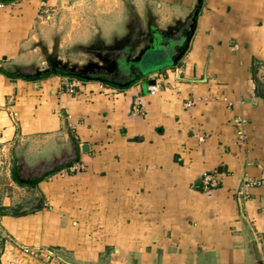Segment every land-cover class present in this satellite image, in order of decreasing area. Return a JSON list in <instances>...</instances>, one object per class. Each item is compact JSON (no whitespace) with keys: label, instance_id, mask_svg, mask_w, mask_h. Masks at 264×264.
<instances>
[{"label":"crops","instance_id":"1","mask_svg":"<svg viewBox=\"0 0 264 264\" xmlns=\"http://www.w3.org/2000/svg\"><path fill=\"white\" fill-rule=\"evenodd\" d=\"M0 3V264H264V0ZM153 34L131 79L36 70Z\"/></svg>","mask_w":264,"mask_h":264},{"label":"water","instance_id":"2","mask_svg":"<svg viewBox=\"0 0 264 264\" xmlns=\"http://www.w3.org/2000/svg\"><path fill=\"white\" fill-rule=\"evenodd\" d=\"M150 41L148 42L147 45L143 46L139 52L137 53V55L135 57H131L132 52L135 50V48L141 44L145 38L142 37H137L134 39L131 38H124V42L121 43L119 46H112L110 48H107V50H105V53H102V51L98 54V58L100 59V63H88L86 66H84L83 68H81V70H78V68L76 66H72L68 71L69 72H73V71H79V72H83L85 73L86 71H90V72H94V70H107L108 72H112L114 70V68L118 67V66H128L131 63H135V64H142L143 60H145V58L152 52L155 50L157 44H158V38L156 37L155 34H153L152 36H150ZM122 49L124 50V56L123 54H120V56H116V58L114 59H110V54L114 51H121ZM44 52V51H43ZM47 62L49 63V67L51 70L56 71V67H60V68H66L67 67V62H61L60 59L57 58V53H56V48H53V50L51 52H44L43 53ZM145 68V72L148 70V68ZM50 69H43L42 71H38L39 73H46L48 72ZM84 149L86 147H83ZM248 231V230H247ZM248 235L251 239V243L253 246V250L257 259V262L259 264H263L259 254H258V250H257V245L256 242L253 240L252 235L250 233V231H248Z\"/></svg>","mask_w":264,"mask_h":264},{"label":"rangeland","instance_id":"3","mask_svg":"<svg viewBox=\"0 0 264 264\" xmlns=\"http://www.w3.org/2000/svg\"><path fill=\"white\" fill-rule=\"evenodd\" d=\"M5 5V4H4ZM53 12V9L50 7V6H47L46 4L45 5H42L39 9V12L38 14L43 16L44 18H48L51 13ZM48 15V16H47ZM45 19V20H46ZM136 23H138L136 21ZM125 40V39H124ZM124 40L121 42L123 43ZM119 43V44H121ZM118 43L117 44H102V43H98L96 45H92V48H87V49H81L83 55H86L88 56L87 57V60L86 62L84 61L83 63H76V65H78L77 67L79 68H83L84 66H86L88 63H100V59L98 58V54L102 51V53H105L107 50V48H110L113 46H118L119 45ZM49 47V46H48ZM40 53L38 54V56H40V62L38 63V66H36V70L37 69H49V63L47 62L45 56H44V52H47V48L46 46L40 42ZM38 50V51H39ZM44 51V52H43ZM50 52V51H49ZM70 52L71 53H74L76 55H80L79 54V50L78 49H70ZM86 53V54H85ZM156 61H159L160 62V57L157 56V55H154L153 53H151L150 55H148L145 60H143V63L146 67H150V65H155V62ZM61 62H63V60H61ZM67 62V65L68 66H76L75 65V62H71L70 60L66 61ZM259 66V68L257 69V81L259 82L260 86H261V89L264 91V63H261V64H257ZM161 66H164V64H161ZM33 72L35 70H32Z\"/></svg>","mask_w":264,"mask_h":264},{"label":"flooded vegetation","instance_id":"4","mask_svg":"<svg viewBox=\"0 0 264 264\" xmlns=\"http://www.w3.org/2000/svg\"><path fill=\"white\" fill-rule=\"evenodd\" d=\"M158 41H159V38H158ZM120 54H122V52L119 51V50L118 51L116 50V51L112 52L109 57H110V59H113V58L115 59L116 56H120ZM130 66L131 65L118 66V67L114 68V70L112 72H108L105 69L100 70V71L99 70H94V72L86 71L85 73L79 72V71L69 72L68 70L72 66H68V65H67L66 68L56 67L55 69H56V71H61V72H65V73H68V74L77 75V76H80V77H86V76H90V75H97L101 79H105L107 81L118 82V81H124V80H126V78L127 79H131L133 77V72L134 71L131 70ZM77 68H78V70H81V68H79V67H77ZM49 69H50V67H49ZM49 71H53V70L50 69Z\"/></svg>","mask_w":264,"mask_h":264},{"label":"built area","instance_id":"5","mask_svg":"<svg viewBox=\"0 0 264 264\" xmlns=\"http://www.w3.org/2000/svg\"><path fill=\"white\" fill-rule=\"evenodd\" d=\"M4 6V4H2V3H0V7H3ZM74 84L73 83H70L69 85H68V92H70V93H74L75 92V88H74ZM157 90H158V85L157 84H152V85H150L149 86V93L150 94H155L156 92H157ZM132 111H133V113H138V114H140L142 111H143V104H142V102L139 100V99H136L135 101H134V103H133V105H132ZM71 169H73V170H77V168L75 167V166H72V168ZM248 183V182H247ZM26 252H28V253H30V254H32V255H34V256H36V257H39V256H41L43 253H44V251L43 250H33V249H30V250H28V249H26ZM45 254H47L46 256H45V259L46 260H52L53 258H55L52 254H50V253H46L45 252Z\"/></svg>","mask_w":264,"mask_h":264},{"label":"trees","instance_id":"6","mask_svg":"<svg viewBox=\"0 0 264 264\" xmlns=\"http://www.w3.org/2000/svg\"><path fill=\"white\" fill-rule=\"evenodd\" d=\"M184 51H185V50H184ZM184 51L180 52V55H183ZM175 59H176V58H175ZM137 74H139V75H140V74H141V72H139V71H138V72H137Z\"/></svg>","mask_w":264,"mask_h":264}]
</instances>
